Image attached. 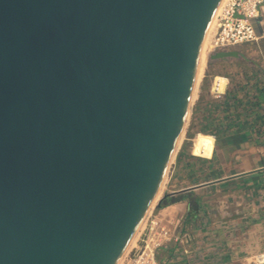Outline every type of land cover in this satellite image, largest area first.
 I'll use <instances>...</instances> for the list:
<instances>
[{
    "label": "water",
    "instance_id": "1",
    "mask_svg": "<svg viewBox=\"0 0 264 264\" xmlns=\"http://www.w3.org/2000/svg\"><path fill=\"white\" fill-rule=\"evenodd\" d=\"M220 2L0 0V264H117L166 176Z\"/></svg>",
    "mask_w": 264,
    "mask_h": 264
},
{
    "label": "rangeland",
    "instance_id": "2",
    "mask_svg": "<svg viewBox=\"0 0 264 264\" xmlns=\"http://www.w3.org/2000/svg\"><path fill=\"white\" fill-rule=\"evenodd\" d=\"M232 49L243 56L210 59L209 55L213 51H211L208 44V54L201 67V76L188 109L187 122L182 138L167 168L162 187L163 191H161L159 198L164 193L169 192L168 190L179 189L194 184L193 182L199 183L206 181L208 178H221L237 172L239 165L236 163V149L230 151L233 153L230 154L231 157L228 162H222L221 148L225 137H228L232 146L239 142L240 150L238 153H242L247 147L256 145L264 148V101L261 102L258 96V89L264 91V35L254 41L239 44ZM216 75L225 77V86L221 93L212 90ZM242 119L245 123L237 125L236 123ZM205 131L216 135L213 137L215 146H213L214 154L211 156V167L201 162L202 157L194 156L191 153L195 146L193 139L196 133ZM181 151L184 152L183 159L192 165H180L178 169L174 165ZM259 152V150H256L255 153ZM198 158L201 160L198 161ZM194 161H197V163H194ZM205 187L201 186L197 195L205 211V213L198 214L197 220L199 222L209 220L215 224H220L228 219L237 220L236 215L243 216L242 212L247 208H251L254 204L256 209H260L258 217H260V222L264 226L263 190H261L260 195L255 194L252 198L253 195L249 193L247 197V194H244V190L239 188L235 181L229 187L225 182H222L212 191ZM253 200L258 201V203H253ZM157 201L154 203L152 211L139 231L136 241L130 247L121 264H130L133 259H136L142 253L148 239L161 240L162 237L159 238V228L149 230L151 219H158L160 224L169 231L168 238L163 240L161 246L154 250L157 264H159L161 248L167 243L175 241L176 237L180 239V233L174 232L176 222L168 214L156 208ZM160 209H163V207ZM235 233L229 238V242L233 245L239 243V240H235ZM214 238L217 237L214 236ZM192 240L193 237L188 231L183 234L182 241L184 243L188 244ZM217 242L221 244L219 238L214 243ZM231 250L235 251L236 249ZM260 260L264 262V257H257V261Z\"/></svg>",
    "mask_w": 264,
    "mask_h": 264
},
{
    "label": "crops",
    "instance_id": "3",
    "mask_svg": "<svg viewBox=\"0 0 264 264\" xmlns=\"http://www.w3.org/2000/svg\"><path fill=\"white\" fill-rule=\"evenodd\" d=\"M222 143L221 158L223 163L228 162L231 157L230 154L233 152L230 151L236 149V163L239 165L237 172L221 178H208L206 181L199 183L192 181L194 184L175 190H168L169 193L188 192L193 197H198V190L201 186H206L205 188L212 191L222 182H225L229 187L235 181L238 187L244 190V194H247V197L249 193L253 195L252 198H254L255 194L260 195L261 190L264 191V152H262L264 148L257 147L258 145H256L247 147L242 153H238L240 150L239 142L232 146L228 137H225ZM256 150L260 152L255 153ZM183 154L184 152L181 151L176 158L174 166L178 169L180 165H192L183 159ZM212 154H214V151ZM211 156L202 159L201 162L211 167ZM197 160L201 159L198 158ZM194 163H197V161H194ZM249 198L251 197L249 196ZM254 202L255 200H253ZM256 202L258 203V201ZM255 207L253 204L251 208L245 209L242 212L243 216L240 214L239 216L236 215L238 217L237 220L228 219L222 221L220 224H215L209 220L205 222L197 220L199 213H205L200 201L196 209V217L188 221H185L189 208L187 201L181 200L171 203L163 207V209L159 208V210L168 214L176 222L174 232L180 233V239L169 242L161 248L159 264H264V262L257 261V257H264V226L260 222V217H258L260 209L258 210ZM187 231L193 237V240L188 244L182 241V236ZM234 233L236 234L234 236L235 240H239V243L236 245L229 242V238ZM214 236L217 238H214ZM218 238L221 244H218V242L214 243ZM233 248L236 250H231Z\"/></svg>",
    "mask_w": 264,
    "mask_h": 264
},
{
    "label": "bare ground",
    "instance_id": "4",
    "mask_svg": "<svg viewBox=\"0 0 264 264\" xmlns=\"http://www.w3.org/2000/svg\"><path fill=\"white\" fill-rule=\"evenodd\" d=\"M262 1H264V0H221V2L218 4V6H217V8H216V10L214 12V15H213V17H212V19L210 21V24H209V26L207 28V31H206V34H205V37H204V40H203V43H202V47H201V51H200L198 70H197V74H196V79H195V82H194L193 90H192V93H191L189 106H190V103H191L192 98H193V94L195 92V89L197 87L198 81H199L200 76H201V67L204 64V62L206 61V57H207V54H208V51H207L208 44L210 43L209 40L211 39L210 37H212V35H213V33H212V32H214L213 30H215V28H216V19L218 18V15H220L222 13V11L224 10L223 8L227 4H228V6L232 5L230 10H232L234 12V17L241 18V22H240L241 25H243L246 22L244 20V19H246L249 22V24L252 26V28H254L255 33H256V27H255V25L253 23V19L255 17L259 16L260 13H262L263 16H264V6L260 5ZM241 8H242V10H244L248 14V16H246L248 18H243L241 13L240 14L238 13V11ZM260 25H261L262 29L264 30V19L260 22ZM224 86H225V77L220 76V75H216L215 78H214L213 85H212L213 92H220V93L223 92ZM187 115H188V113H187ZM187 117L188 116H186V120L184 122V126H183V129H182L180 138L178 139L176 150H177V147L179 146V143L181 141L182 133H183L184 127H185L186 122H187ZM193 142L195 143V146L193 147V150L191 151V153L194 156L205 157L206 158V157H210L212 155L213 146H214L213 135L198 132V133H196V135H195V137L193 139ZM164 180H165V177H164ZM164 180H163V182H164ZM163 182H162V185L160 186V189H159V191H158V193L156 195V198H155L154 202L152 203V205L150 206V208L146 212V214H145L143 220L141 221L137 231L135 232L134 236L132 237L131 241L129 242L126 250L121 255V257L118 260L117 264H121L123 258L126 256L127 252L130 250V247L136 241L138 233H140L139 231L142 229V226H143L146 218L148 217V215L152 211V207H153L154 203L159 198L161 191H163L162 190Z\"/></svg>",
    "mask_w": 264,
    "mask_h": 264
},
{
    "label": "built area",
    "instance_id": "5",
    "mask_svg": "<svg viewBox=\"0 0 264 264\" xmlns=\"http://www.w3.org/2000/svg\"><path fill=\"white\" fill-rule=\"evenodd\" d=\"M231 6L227 4L216 19V28L209 40V47L213 52L229 50L239 44L246 43L247 41L251 42L258 38L254 28H252L246 19H244L246 22L241 25V18L234 17V12L230 10ZM238 13H241L243 18H248L246 17L248 14L242 8ZM149 224L151 225H149V230H157L159 228V238H162L156 241V238L154 240L148 239L145 242L142 253L136 259H133L130 264H157L154 257V250L158 246H161L164 242L163 240L168 238L169 231L165 226L160 224L158 219H151ZM175 240H178L177 237ZM260 262H263V260H260Z\"/></svg>",
    "mask_w": 264,
    "mask_h": 264
},
{
    "label": "trees",
    "instance_id": "6",
    "mask_svg": "<svg viewBox=\"0 0 264 264\" xmlns=\"http://www.w3.org/2000/svg\"><path fill=\"white\" fill-rule=\"evenodd\" d=\"M258 91H259L258 93L259 99L261 102H263L264 101V91L262 89H258ZM243 123H245V121L242 119L241 121H238L236 124L240 125ZM202 133H205V134L209 133L210 135L216 136L215 134L207 132V131L202 132ZM166 194H167L166 197L162 198L159 205L156 206L157 209L165 207L171 203L184 200L188 202V206H189L188 211L186 213L185 221L192 220L193 218L196 217V209L199 206L198 197H193L188 192H181L177 194L167 192Z\"/></svg>",
    "mask_w": 264,
    "mask_h": 264
}]
</instances>
